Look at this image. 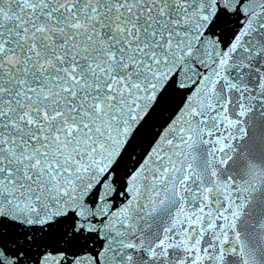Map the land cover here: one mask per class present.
<instances>
[{
  "label": "snow or ice",
  "instance_id": "1",
  "mask_svg": "<svg viewBox=\"0 0 264 264\" xmlns=\"http://www.w3.org/2000/svg\"><path fill=\"white\" fill-rule=\"evenodd\" d=\"M0 264H264V0H0Z\"/></svg>",
  "mask_w": 264,
  "mask_h": 264
}]
</instances>
